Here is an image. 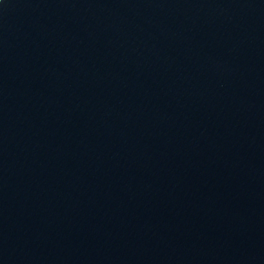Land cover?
Returning <instances> with one entry per match:
<instances>
[{
    "label": "water",
    "instance_id": "1",
    "mask_svg": "<svg viewBox=\"0 0 264 264\" xmlns=\"http://www.w3.org/2000/svg\"><path fill=\"white\" fill-rule=\"evenodd\" d=\"M0 264H264V0H0Z\"/></svg>",
    "mask_w": 264,
    "mask_h": 264
}]
</instances>
